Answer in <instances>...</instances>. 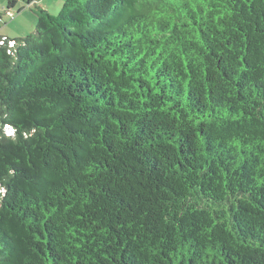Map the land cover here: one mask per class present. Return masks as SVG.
Here are the masks:
<instances>
[{"label": "trees", "instance_id": "1", "mask_svg": "<svg viewBox=\"0 0 264 264\" xmlns=\"http://www.w3.org/2000/svg\"><path fill=\"white\" fill-rule=\"evenodd\" d=\"M36 13L0 39V264H264V0Z\"/></svg>", "mask_w": 264, "mask_h": 264}, {"label": "rangeland", "instance_id": "2", "mask_svg": "<svg viewBox=\"0 0 264 264\" xmlns=\"http://www.w3.org/2000/svg\"><path fill=\"white\" fill-rule=\"evenodd\" d=\"M28 1L29 0H18L17 4L15 5V8L11 9V12H13L12 15L11 12H7V0H0V31L1 28L4 29L6 27L15 29V25L18 24V33H21L19 31H23L22 34H20L22 36H19L20 38L34 33L37 23V7L43 8V6L47 7L48 5L50 9V14L56 16L59 13L61 5L63 3L62 1L64 0H34L36 6H31V8H29V5L27 3ZM39 1H41V4H39ZM59 1L62 2L61 5H57ZM20 8H23L21 12H19ZM15 19H17V21ZM14 20L16 21V23ZM12 134V130L6 129V136H11Z\"/></svg>", "mask_w": 264, "mask_h": 264}, {"label": "crops", "instance_id": "3", "mask_svg": "<svg viewBox=\"0 0 264 264\" xmlns=\"http://www.w3.org/2000/svg\"><path fill=\"white\" fill-rule=\"evenodd\" d=\"M63 2V1H62ZM62 2H60L59 1V3L57 4V5H61V3ZM39 4H41V1H39ZM29 5V8H31V6H36V3H35V1L33 0L31 3H29L28 4ZM43 6V5H42ZM42 8V7H41ZM42 9H44V10H46V11H48L49 13H50V9H49V7H48V5H47V7H44L43 6V8ZM23 10V8H20V11L19 12H21ZM8 12H11V10L10 11H8ZM24 12V11H23ZM22 12V13H23ZM11 14L13 15V12H11ZM21 15V14H20ZM17 17V16H16ZM16 21H17V19H15ZM14 20V21H15ZM13 21V22H14ZM16 21H15V23H16ZM3 25H5V24H3ZM16 26H17V28H16ZM3 28H1V31H0V39H3V40H6V39H16V38H20L19 36H22V35H20V34H22V32L23 31H19V32H21V33H18V24H16L15 25V29H12V28H9V27H6V28H4L3 30H2ZM23 30V29H22ZM19 34V35H18ZM2 35V36H1ZM21 38H23V37H21Z\"/></svg>", "mask_w": 264, "mask_h": 264}, {"label": "clouds", "instance_id": "4", "mask_svg": "<svg viewBox=\"0 0 264 264\" xmlns=\"http://www.w3.org/2000/svg\"><path fill=\"white\" fill-rule=\"evenodd\" d=\"M6 129H10V130H12V128H9L8 126H5V131H6ZM13 131V130H12Z\"/></svg>", "mask_w": 264, "mask_h": 264}, {"label": "snow or ice", "instance_id": "5", "mask_svg": "<svg viewBox=\"0 0 264 264\" xmlns=\"http://www.w3.org/2000/svg\"><path fill=\"white\" fill-rule=\"evenodd\" d=\"M0 191H3V189H0Z\"/></svg>", "mask_w": 264, "mask_h": 264}]
</instances>
